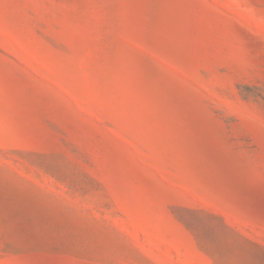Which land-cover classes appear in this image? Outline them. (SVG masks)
Masks as SVG:
<instances>
[{
  "label": "rangeland",
  "instance_id": "374dc122",
  "mask_svg": "<svg viewBox=\"0 0 264 264\" xmlns=\"http://www.w3.org/2000/svg\"><path fill=\"white\" fill-rule=\"evenodd\" d=\"M0 264H264V0H0Z\"/></svg>",
  "mask_w": 264,
  "mask_h": 264
}]
</instances>
